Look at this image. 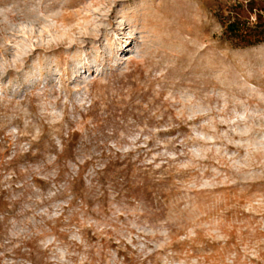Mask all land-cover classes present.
<instances>
[{
  "label": "rangeland",
  "instance_id": "374dc122",
  "mask_svg": "<svg viewBox=\"0 0 264 264\" xmlns=\"http://www.w3.org/2000/svg\"><path fill=\"white\" fill-rule=\"evenodd\" d=\"M263 21L0 0V264H264Z\"/></svg>",
  "mask_w": 264,
  "mask_h": 264
},
{
  "label": "trees",
  "instance_id": "16d2710c",
  "mask_svg": "<svg viewBox=\"0 0 264 264\" xmlns=\"http://www.w3.org/2000/svg\"><path fill=\"white\" fill-rule=\"evenodd\" d=\"M263 25H264V21H263ZM236 24L235 23H231L230 25H229V29H230V31L231 32H233L234 34H236L237 36L239 35V34H243L242 33V30L238 27V26H236ZM263 32H264V30H263ZM247 34L248 33H245V35L244 36H247ZM249 36H250V38H251V36H253L252 34H248ZM254 41H252V39H248V43L249 44H252Z\"/></svg>",
  "mask_w": 264,
  "mask_h": 264
}]
</instances>
